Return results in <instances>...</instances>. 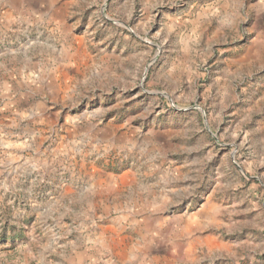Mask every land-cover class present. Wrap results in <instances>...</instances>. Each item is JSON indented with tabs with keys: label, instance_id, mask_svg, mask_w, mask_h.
Instances as JSON below:
<instances>
[{
	"label": "rangeland",
	"instance_id": "obj_1",
	"mask_svg": "<svg viewBox=\"0 0 264 264\" xmlns=\"http://www.w3.org/2000/svg\"><path fill=\"white\" fill-rule=\"evenodd\" d=\"M0 0V264H264V0Z\"/></svg>",
	"mask_w": 264,
	"mask_h": 264
},
{
	"label": "crops",
	"instance_id": "obj_2",
	"mask_svg": "<svg viewBox=\"0 0 264 264\" xmlns=\"http://www.w3.org/2000/svg\"><path fill=\"white\" fill-rule=\"evenodd\" d=\"M226 0H217L218 2V5H221L222 2H225ZM227 3H229V7H230V3H231V0H227Z\"/></svg>",
	"mask_w": 264,
	"mask_h": 264
}]
</instances>
